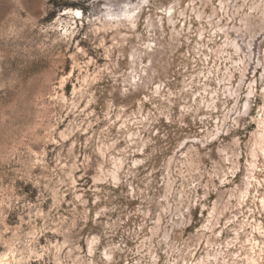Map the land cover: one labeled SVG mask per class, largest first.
Wrapping results in <instances>:
<instances>
[{"label":"rangeland","instance_id":"374dc122","mask_svg":"<svg viewBox=\"0 0 264 264\" xmlns=\"http://www.w3.org/2000/svg\"><path fill=\"white\" fill-rule=\"evenodd\" d=\"M263 125L264 0H0V264H264Z\"/></svg>","mask_w":264,"mask_h":264},{"label":"bare ground","instance_id":"6f19581e","mask_svg":"<svg viewBox=\"0 0 264 264\" xmlns=\"http://www.w3.org/2000/svg\"><path fill=\"white\" fill-rule=\"evenodd\" d=\"M69 11L68 12H70V13H72V14H75L76 12H80L81 13V11L79 10V9H68ZM170 10H171V8L168 10V13H170ZM64 13H67V11H65L64 10ZM81 15H82V13H81ZM80 16V15H79ZM79 16H76L75 15V17H79ZM249 100V99H248ZM212 102V101H211ZM206 104V103H205ZM209 105V104H208ZM245 106L248 108V106H249V103H248V101H246L245 102ZM214 107V106H213ZM262 127V126H261ZM263 131H261L260 132V134H258V136L260 135V138L262 139H264V125H263ZM257 136V137H258ZM263 142V141H262ZM263 144V143H262ZM264 145V144H263ZM192 149V148H191ZM194 149V148H193ZM196 149V148H195ZM190 153H191V151H189ZM193 152V151H192ZM188 156V155H187ZM188 158V157H187ZM190 158V157H189ZM189 165L190 166H193L194 165V162H193V160H192V156H191V158L189 159ZM198 168V167H197ZM114 179H117V176H116V173H113V176H112ZM164 225V224H163ZM175 225V224H174ZM173 227V226H172ZM164 230V229H163ZM172 230V229H171ZM151 235V234H150ZM163 236V235H162ZM148 241V240H147ZM252 260V259H251ZM79 264H83L82 262H80Z\"/></svg>","mask_w":264,"mask_h":264},{"label":"snow or ice","instance_id":"6c2138e0","mask_svg":"<svg viewBox=\"0 0 264 264\" xmlns=\"http://www.w3.org/2000/svg\"><path fill=\"white\" fill-rule=\"evenodd\" d=\"M75 15L76 16H79V15H81V13L80 12H76Z\"/></svg>","mask_w":264,"mask_h":264}]
</instances>
